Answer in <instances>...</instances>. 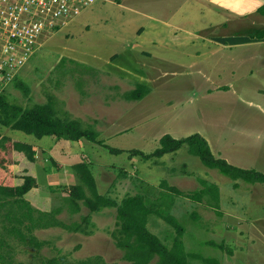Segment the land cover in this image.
Wrapping results in <instances>:
<instances>
[{
    "label": "rangeland",
    "instance_id": "rangeland-1",
    "mask_svg": "<svg viewBox=\"0 0 264 264\" xmlns=\"http://www.w3.org/2000/svg\"><path fill=\"white\" fill-rule=\"evenodd\" d=\"M235 17L197 0H99L47 36L17 76L29 92L12 83L4 94L24 108L54 100L59 111L97 131L101 144L58 140L55 145V137L38 139L0 125L1 135L45 149L42 153L39 148L37 165L15 152L13 143L6 149L3 145L0 166L22 164L5 171L2 183L23 185V171L29 169L39 187L24 199L45 213L61 208L56 219L66 225L88 217L90 229L89 234L60 227L37 230L35 236L48 242L41 250L11 239L17 263L42 264L65 256L71 262L101 257L108 264H130L112 239L116 208L91 213L80 203L81 213L71 214L62 200L67 193L46 191L45 174L58 171L54 161L64 188L79 183L73 166L86 163L99 192L117 202L128 195L151 201L163 196L164 208L172 204L171 215L185 230L189 264H204L202 258L218 264H264V184L232 181L204 166L187 145L147 161L129 153L151 154L165 135L182 139L200 134L217 158L264 174V46L219 48L201 38L227 30L259 31L257 15ZM155 43L161 45L155 48ZM138 85L148 87L147 95L129 101L126 95ZM202 181L219 188V208L209 198L197 202L167 188L195 192L204 188ZM148 228L172 246L176 232L163 219L152 216Z\"/></svg>",
    "mask_w": 264,
    "mask_h": 264
},
{
    "label": "trees",
    "instance_id": "trees-1",
    "mask_svg": "<svg viewBox=\"0 0 264 264\" xmlns=\"http://www.w3.org/2000/svg\"><path fill=\"white\" fill-rule=\"evenodd\" d=\"M258 12L264 16V6ZM259 39L264 38V29L258 34ZM18 88L21 87L26 93L28 88L22 86V82L17 79L13 82ZM148 92V87L138 85L134 91L126 95L131 101L142 100ZM77 119H73L66 112L59 111L54 100H49L46 104H36L32 107L24 108L12 104L3 93L0 96V125L11 130L21 131L27 135H33L38 139L44 137H55L57 140H67L80 142L83 140L101 144L99 133L91 127H87ZM0 135V141H1ZM12 140L4 138L0 142L1 149L9 145ZM4 145V146H3ZM189 147V152L200 159L202 164L209 169L216 170L220 174L228 177L234 182L243 181L248 184H264V174L256 170L242 169L230 164L227 160L217 158L207 142L200 134H195L187 138L175 139L170 135H165L160 140V146L151 154H146L139 150L129 151L131 157H142L144 160L161 159L167 154L176 153L183 146ZM3 146V147H2ZM111 153L120 154L121 150L105 147ZM6 149V148H5ZM9 149V148H8ZM13 150L17 153H24L28 160L36 163V151L33 146L13 143ZM14 152V153H15ZM2 157V155H1ZM0 157V158H1ZM3 158V157H2ZM21 160V158H20ZM53 164H57L52 161ZM22 160L20 164L21 166ZM29 169L23 172L24 184L21 186L0 185V264H21L15 260V247L10 240L21 243L24 246L41 250L48 245L46 241H40L35 236V231L49 228H64L74 233L89 234L90 222L88 217H83L82 222H74L66 225L56 218L62 212L61 208H56L50 213L36 210L31 202L25 198V194L39 185L34 176H29ZM73 171L79 180L76 185L64 188L63 186H46L45 189L51 194H65L64 203L69 206L71 214L81 213L82 203L91 213H97L108 208L117 209L116 229L112 232V239L116 247L123 252V260L130 264H189L192 257L183 242L185 230L179 221L171 215V206L168 209L163 206L164 197L151 201L145 195H128L120 202L99 192L97 181L86 163H79L73 166ZM203 189L195 192H183L176 187H167L173 194L203 202L209 198L214 202L211 206L219 208L220 192L214 184L202 181ZM239 184H235L238 188ZM44 189V190H45ZM163 206V209L161 208ZM152 216L163 219L174 230L175 236L172 246L165 244L149 228V221ZM210 246L224 249V246L213 242ZM198 258V257H196ZM204 264H218L211 259H201ZM42 264H108L101 257L88 259L86 261L71 262L65 256H60L44 260Z\"/></svg>",
    "mask_w": 264,
    "mask_h": 264
},
{
    "label": "built area",
    "instance_id": "built-area-1",
    "mask_svg": "<svg viewBox=\"0 0 264 264\" xmlns=\"http://www.w3.org/2000/svg\"><path fill=\"white\" fill-rule=\"evenodd\" d=\"M99 0H0V96L47 36Z\"/></svg>",
    "mask_w": 264,
    "mask_h": 264
},
{
    "label": "crops",
    "instance_id": "crops-1",
    "mask_svg": "<svg viewBox=\"0 0 264 264\" xmlns=\"http://www.w3.org/2000/svg\"><path fill=\"white\" fill-rule=\"evenodd\" d=\"M104 1V0H103ZM197 2H203L206 5H211L212 7L219 8L223 11L228 12L229 14H234L238 17L239 20H242V18H253V17H247V16H254L257 15V17H254V19L257 21L258 29L259 31L254 34H245L246 32L238 33V34H232L230 30H227V33L224 34H215L212 33L209 36H201V38L204 41H207L208 44L213 45L215 47H226L229 49L235 48V47H241V48H248V47H253V46H264V38L259 39L258 34L264 29V16L258 12L259 8L264 6V0H197ZM256 12V13H255ZM258 12V13H257ZM215 18H213L214 20ZM254 23V22H253ZM168 24V23H167ZM222 24V23H221ZM220 24V26H221ZM226 24H224L225 26ZM218 26V24H217ZM172 34V33H170ZM166 44V43H165ZM170 44V43H168ZM153 47L157 48L158 45L161 44H151ZM171 46V45H170ZM143 53H148L146 50H142ZM1 135V134H0ZM4 138H8L12 140L9 142V145L14 142V137L13 136H8L6 134L1 135V139L4 140ZM1 142V141H0ZM82 142V141H80ZM77 142V143H80ZM20 143V142H19ZM59 141L56 140L53 144L58 145ZM31 146H34V149L36 151V162L37 165L39 163V148H43L42 153L45 152L44 147L38 146V144H31ZM0 151H1V146H0ZM44 156V155H43ZM1 157V155H0ZM2 158V157H1ZM55 165V164H54ZM6 166V167H5ZM5 166H0V185L2 182H4L5 177L7 174H5V171H10L13 170L14 168H17V163L13 165H5ZM3 167V168H2ZM54 170H58L56 172H51V174H45L46 176V186H60L62 183H60V175H57L61 173L58 168V166H54ZM2 178V179H1ZM4 178V179H3ZM59 182V183H58Z\"/></svg>",
    "mask_w": 264,
    "mask_h": 264
}]
</instances>
